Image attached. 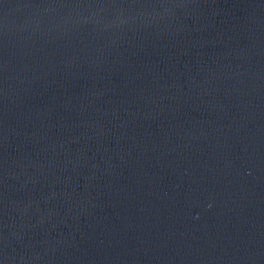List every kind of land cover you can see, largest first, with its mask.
Listing matches in <instances>:
<instances>
[{
	"label": "water",
	"instance_id": "95a60500",
	"mask_svg": "<svg viewBox=\"0 0 264 264\" xmlns=\"http://www.w3.org/2000/svg\"><path fill=\"white\" fill-rule=\"evenodd\" d=\"M0 264H264V0H0Z\"/></svg>",
	"mask_w": 264,
	"mask_h": 264
}]
</instances>
